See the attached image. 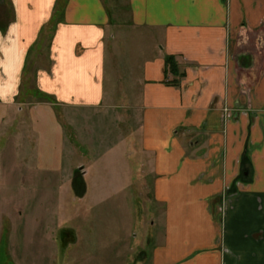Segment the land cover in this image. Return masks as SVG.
<instances>
[{
	"label": "crops",
	"instance_id": "0c3cea01",
	"mask_svg": "<svg viewBox=\"0 0 264 264\" xmlns=\"http://www.w3.org/2000/svg\"><path fill=\"white\" fill-rule=\"evenodd\" d=\"M10 2L12 19L0 22V141L19 126L6 140L28 169L12 191L26 193L32 219L80 228L94 210L136 199L151 212L140 264H264V0H68L48 65L35 70V88L56 104L19 99L57 0ZM124 30L127 63L139 68L130 80L116 53ZM59 107L83 119L63 121ZM83 121L95 130L130 121L112 132L121 151L95 155L105 140H85Z\"/></svg>",
	"mask_w": 264,
	"mask_h": 264
},
{
	"label": "rangeland",
	"instance_id": "374dc122",
	"mask_svg": "<svg viewBox=\"0 0 264 264\" xmlns=\"http://www.w3.org/2000/svg\"><path fill=\"white\" fill-rule=\"evenodd\" d=\"M60 13L61 10L55 13L52 19L53 26L60 20ZM12 16L13 10L10 0H0V22L7 23L11 21ZM51 26L47 27L44 37L36 44L30 54L29 69L24 73L25 85L22 86L20 103L44 102L40 101L41 99L36 97L37 94L35 95L33 91L36 89L35 70L46 67L49 62L48 47L53 32ZM131 36L125 30L118 35L120 45L124 46L120 47L121 49H116L119 68L122 72L120 76L123 80L133 79L132 77L138 76L139 72V68L134 63L130 66L127 63L132 56L128 53L131 52V48L125 46L131 44L129 43L132 40ZM111 85L112 83L108 80V88ZM128 86L129 83L123 84V89L124 87L128 89ZM82 112L66 113L60 107L57 108V113L63 121H66L64 120L66 117L83 119L84 113ZM93 117L96 116L93 115ZM23 119L21 117L20 121ZM26 121L24 119L22 121L24 124L20 123V128H25ZM127 123L115 121L114 125L107 122L102 126L98 122L96 130L100 136L96 137L94 121H83L82 134L85 140L93 137L95 140H105L106 144L102 141L101 145L92 146L96 152L95 155L98 154L102 158L114 154L111 149H114L116 154L121 151L118 148L117 130L114 134L112 132L117 126L120 127L118 129H120L121 135L123 129L127 130ZM18 128L19 126H12V129L7 131L3 140L0 141V171L3 172L0 183L4 182L3 188H0V264H140L139 254L144 234V219L151 212L146 210L144 206H140L136 199L128 203L127 209H124L121 206L122 202L117 199L114 207L109 210H94L91 217H86L85 226L80 228L75 226L74 220L60 226L59 220L55 219L57 221L54 222L53 217L48 216L43 221L32 219L34 213L27 209L26 193L12 191L14 184L16 187L17 180L21 179L19 176L28 169L26 167L17 168L13 161L18 156L16 152H13L16 147L13 145V140H6L12 137ZM80 149L82 154L90 153V147L84 145ZM79 157L81 159L82 156ZM99 160L101 161L100 158ZM105 165L107 167V163ZM120 165L115 164L111 168H119ZM99 167H103V162L99 163ZM48 205L50 206V204ZM140 210H142V217ZM41 212V210L36 212L40 214L38 218H41ZM45 213L49 215L50 212L47 210ZM81 221L79 220V222ZM74 237H77L78 240L77 238L74 240Z\"/></svg>",
	"mask_w": 264,
	"mask_h": 264
},
{
	"label": "trees",
	"instance_id": "16d2710c",
	"mask_svg": "<svg viewBox=\"0 0 264 264\" xmlns=\"http://www.w3.org/2000/svg\"><path fill=\"white\" fill-rule=\"evenodd\" d=\"M67 1L68 0H57V2H56V5H55V13L56 12H58L59 10H61V12L64 10V8H65V6H66V4H67ZM60 18H61V15H60ZM57 24V23H56ZM56 24H54V26H53V21H50V23L48 24V25H46V26H44L43 27V29H42V31H41V33H40V36H39V39H38V42L37 43H39L40 42V40L44 37V34H45V32H46V30H47V27H49V26H51L52 28V31L54 30V27H55V25ZM51 38H52V35L50 36ZM50 43H51V40H50ZM35 48V47H34ZM34 48L31 50V52L34 50ZM31 52H30V54H31ZM166 63H167V65H168V67H170V68H172L173 70H176V71H179L178 70V65H177V62H176V60H175V58L174 57H168L167 59H166ZM29 69V62H28V64H26V68H25V71H24V73L27 71ZM25 84H24V76H23V81H22V86H24ZM32 91V90H31ZM30 91V93H32ZM33 93L36 95V97H39L41 100L40 101H44V102H48V103H55V100H54V98L53 97H51V96H49V95H46V94H44V93H42V92H40L37 88L33 91ZM77 238V237H76ZM75 237H74V240L76 239Z\"/></svg>",
	"mask_w": 264,
	"mask_h": 264
}]
</instances>
